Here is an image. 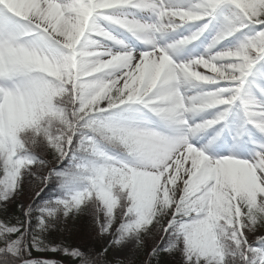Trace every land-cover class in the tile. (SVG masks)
Wrapping results in <instances>:
<instances>
[{
  "label": "snow or ice",
  "instance_id": "snow-or-ice-1",
  "mask_svg": "<svg viewBox=\"0 0 264 264\" xmlns=\"http://www.w3.org/2000/svg\"><path fill=\"white\" fill-rule=\"evenodd\" d=\"M0 217V264H264V0H0Z\"/></svg>",
  "mask_w": 264,
  "mask_h": 264
},
{
  "label": "trees",
  "instance_id": "trees-1",
  "mask_svg": "<svg viewBox=\"0 0 264 264\" xmlns=\"http://www.w3.org/2000/svg\"><path fill=\"white\" fill-rule=\"evenodd\" d=\"M10 211H13L14 212V206L12 207V209H10ZM1 218V217H0ZM87 227V222L86 221H81L78 228L79 230L82 232L84 229H86ZM54 241L56 243H59L62 239H64V237L60 234V233H57L54 237H53ZM67 242L69 243H75V242H79V235H76V236H69L67 238ZM33 256L34 257H39V258H49V259H52V258H56V257H53L51 254H42V253H33ZM143 259V257H141ZM169 264H175L174 261H171L169 262Z\"/></svg>",
  "mask_w": 264,
  "mask_h": 264
},
{
  "label": "rangeland",
  "instance_id": "rangeland-1",
  "mask_svg": "<svg viewBox=\"0 0 264 264\" xmlns=\"http://www.w3.org/2000/svg\"><path fill=\"white\" fill-rule=\"evenodd\" d=\"M2 218V217H1Z\"/></svg>",
  "mask_w": 264,
  "mask_h": 264
}]
</instances>
